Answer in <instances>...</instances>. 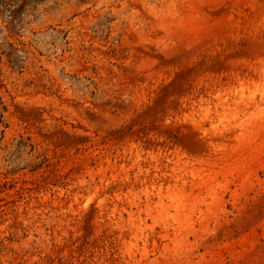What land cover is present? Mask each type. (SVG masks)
I'll use <instances>...</instances> for the list:
<instances>
[{
  "label": "rangeland",
  "instance_id": "rangeland-1",
  "mask_svg": "<svg viewBox=\"0 0 264 264\" xmlns=\"http://www.w3.org/2000/svg\"><path fill=\"white\" fill-rule=\"evenodd\" d=\"M0 264H264V0H0Z\"/></svg>",
  "mask_w": 264,
  "mask_h": 264
}]
</instances>
